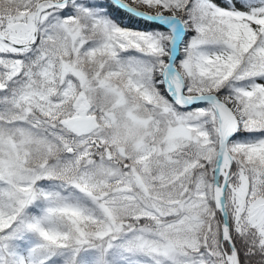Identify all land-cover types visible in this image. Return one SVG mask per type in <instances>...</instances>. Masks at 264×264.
<instances>
[{"label":"snow or ice","instance_id":"6c2138e0","mask_svg":"<svg viewBox=\"0 0 264 264\" xmlns=\"http://www.w3.org/2000/svg\"><path fill=\"white\" fill-rule=\"evenodd\" d=\"M0 264H264V0H0Z\"/></svg>","mask_w":264,"mask_h":264}]
</instances>
